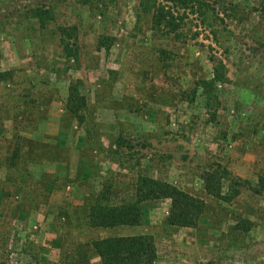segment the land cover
Here are the masks:
<instances>
[{
	"label": "rangeland",
	"instance_id": "374dc122",
	"mask_svg": "<svg viewBox=\"0 0 264 264\" xmlns=\"http://www.w3.org/2000/svg\"><path fill=\"white\" fill-rule=\"evenodd\" d=\"M92 5L0 0V264H102L93 240L136 234L150 264H264V0L180 9L177 35L138 0ZM58 25L77 26L75 57ZM151 180L175 198L144 199ZM96 197L136 221L88 228Z\"/></svg>",
	"mask_w": 264,
	"mask_h": 264
},
{
	"label": "trees",
	"instance_id": "16d2710c",
	"mask_svg": "<svg viewBox=\"0 0 264 264\" xmlns=\"http://www.w3.org/2000/svg\"><path fill=\"white\" fill-rule=\"evenodd\" d=\"M77 2L88 5L89 7L95 2H102L103 9H99L98 13L103 16L107 13V6L114 0H77ZM106 2V3H105ZM217 4V0H138L139 12L147 13L151 17V29L164 34H178L183 28L182 18L180 16V9L184 12L187 11L193 15H197L202 20L210 17V10L213 12L214 8H211V4ZM93 6V5H92ZM106 6V7H105ZM94 8H97L95 6ZM31 16L35 17L40 27L45 28L55 19V10L53 7H39L31 10ZM58 32L61 35V43L63 50L67 56H76L73 50L74 41L69 39L76 37L75 32L77 30L76 25H58ZM102 37V39H101ZM99 40L100 45H104L105 48L110 46V42H105L107 36H101ZM106 43V44H104ZM212 61H215L212 59ZM222 63L218 61L214 64V78L209 80L208 83L214 81H224L225 75L220 70ZM223 67V66H222ZM213 173H207L204 175L206 181L205 189L208 193L216 198L221 197L219 193L218 178L214 180ZM153 184V191L151 196H145L144 199H162L165 197L175 198L176 190L168 187L166 184H162L157 180H151ZM98 198H94L92 202L88 203L84 209V219L86 218V225L88 228H102L108 229L119 225L129 223L132 217H138L137 212L129 214H118L115 212L116 205L114 204L108 212L100 211V208H95L96 203L99 207ZM85 207V201H83V208ZM105 213V214H104ZM69 215V214H68ZM67 225L72 224L70 218H65ZM241 229L247 230V227L243 224L240 225ZM92 246L95 248L96 255H98L102 261V264H150L155 257L154 244L149 235L136 234L130 236L113 235L108 237H98L93 240ZM206 264H214L209 261Z\"/></svg>",
	"mask_w": 264,
	"mask_h": 264
}]
</instances>
